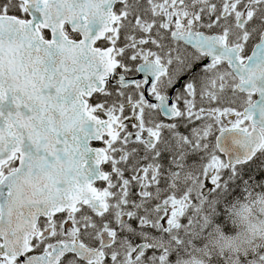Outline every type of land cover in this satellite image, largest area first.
I'll return each mask as SVG.
<instances>
[{"label": "snow or ice", "instance_id": "snow-or-ice-1", "mask_svg": "<svg viewBox=\"0 0 264 264\" xmlns=\"http://www.w3.org/2000/svg\"><path fill=\"white\" fill-rule=\"evenodd\" d=\"M264 0H0V264H264Z\"/></svg>", "mask_w": 264, "mask_h": 264}, {"label": "clouds", "instance_id": "clouds-1", "mask_svg": "<svg viewBox=\"0 0 264 264\" xmlns=\"http://www.w3.org/2000/svg\"><path fill=\"white\" fill-rule=\"evenodd\" d=\"M228 223L231 233L217 234V241L225 250L243 252L256 244L264 246V199L239 201L229 209ZM183 264H201L199 256L192 257Z\"/></svg>", "mask_w": 264, "mask_h": 264}]
</instances>
